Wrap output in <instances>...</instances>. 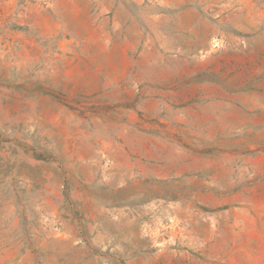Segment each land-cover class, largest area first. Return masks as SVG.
Returning <instances> with one entry per match:
<instances>
[{"label":"rangeland","instance_id":"obj_1","mask_svg":"<svg viewBox=\"0 0 264 264\" xmlns=\"http://www.w3.org/2000/svg\"><path fill=\"white\" fill-rule=\"evenodd\" d=\"M0 264H264V0H0Z\"/></svg>","mask_w":264,"mask_h":264}]
</instances>
